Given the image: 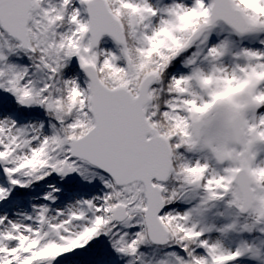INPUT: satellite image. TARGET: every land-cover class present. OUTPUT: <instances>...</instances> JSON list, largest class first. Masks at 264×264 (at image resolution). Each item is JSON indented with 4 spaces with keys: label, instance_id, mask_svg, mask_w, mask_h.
Here are the masks:
<instances>
[{
    "label": "snow or ice",
    "instance_id": "snow-or-ice-1",
    "mask_svg": "<svg viewBox=\"0 0 264 264\" xmlns=\"http://www.w3.org/2000/svg\"><path fill=\"white\" fill-rule=\"evenodd\" d=\"M0 264H264V0H0Z\"/></svg>",
    "mask_w": 264,
    "mask_h": 264
}]
</instances>
